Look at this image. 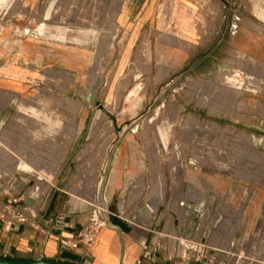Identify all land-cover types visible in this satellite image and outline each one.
Returning <instances> with one entry per match:
<instances>
[{
    "label": "rangeland",
    "instance_id": "374dc122",
    "mask_svg": "<svg viewBox=\"0 0 264 264\" xmlns=\"http://www.w3.org/2000/svg\"><path fill=\"white\" fill-rule=\"evenodd\" d=\"M224 11L205 36L177 0H0V168L86 209L203 207L205 249L264 253V60Z\"/></svg>",
    "mask_w": 264,
    "mask_h": 264
},
{
    "label": "crops",
    "instance_id": "0c3cea01",
    "mask_svg": "<svg viewBox=\"0 0 264 264\" xmlns=\"http://www.w3.org/2000/svg\"><path fill=\"white\" fill-rule=\"evenodd\" d=\"M177 3L187 7L186 16L192 19V33L196 32L197 19H203L201 33L205 36L212 28L211 23L215 27L213 33L222 32L225 4L232 3L243 10L250 25L244 32L241 29L246 37L242 46L248 51H259V59L264 60V40L258 38L261 35L264 39V0H177ZM134 16L139 14H130L129 7L122 13L126 22ZM76 140L78 138H75L65 160H68ZM108 158L109 173L112 174L114 160L110 156ZM139 174L137 169L134 175ZM43 184L45 186L47 182ZM47 188L44 187L38 194L22 193L20 183L0 168L1 259L71 264H199L183 257L180 247L175 250L172 259L166 258L161 251L153 252L150 244L156 241V237L148 228L163 227L168 238L177 233L187 238L192 234L193 227L202 226V218L198 214L204 211L203 207L180 204L182 211L188 209L180 216L175 207L170 206L160 213V203H151L149 196L144 197L140 204L128 208L114 205L113 201L110 206L114 216L108 218L107 226L100 231L95 244L84 247L76 245V239L87 222L89 209L80 199ZM198 218L201 219L199 223L196 221ZM130 219H135L134 223ZM144 243H147L146 247Z\"/></svg>",
    "mask_w": 264,
    "mask_h": 264
},
{
    "label": "built area",
    "instance_id": "2783aa9c",
    "mask_svg": "<svg viewBox=\"0 0 264 264\" xmlns=\"http://www.w3.org/2000/svg\"><path fill=\"white\" fill-rule=\"evenodd\" d=\"M88 211L87 222L77 234L76 239V245L80 244L84 247H90L95 244L100 231L107 226L108 218L114 216L110 203L101 200L99 195L93 200V204ZM200 220L198 218L196 221L199 223ZM129 221L134 223L135 219H130ZM199 229L198 226L193 227L192 234H189L187 238H183L178 233L168 238V234H166L163 227L161 229L149 227L150 233L156 237V241L150 244V249L153 252L161 251L166 258L172 259L175 257V250L180 247L183 257L199 264H264V253L256 250L245 251L242 248L222 249L219 244L215 245L213 250L205 249L202 242L205 239V231L209 227L205 226L201 234H199ZM261 230L264 231V225ZM177 231L179 232V230ZM255 238L264 240V234L262 236L254 234L249 240ZM196 240L197 242H195ZM146 245L147 243L143 244L145 247Z\"/></svg>",
    "mask_w": 264,
    "mask_h": 264
},
{
    "label": "water",
    "instance_id": "95a60500",
    "mask_svg": "<svg viewBox=\"0 0 264 264\" xmlns=\"http://www.w3.org/2000/svg\"><path fill=\"white\" fill-rule=\"evenodd\" d=\"M0 264H71L66 262L57 261H42V260H30V261H13L0 258Z\"/></svg>",
    "mask_w": 264,
    "mask_h": 264
}]
</instances>
